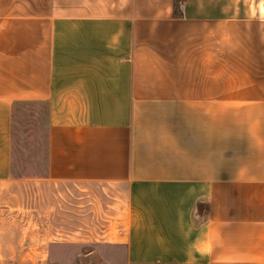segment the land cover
<instances>
[{
    "label": "crops",
    "instance_id": "obj_1",
    "mask_svg": "<svg viewBox=\"0 0 264 264\" xmlns=\"http://www.w3.org/2000/svg\"><path fill=\"white\" fill-rule=\"evenodd\" d=\"M20 1L0 2L19 26L0 102L44 118L37 179L101 189L96 241L128 264H264V0H183L182 17L173 0Z\"/></svg>",
    "mask_w": 264,
    "mask_h": 264
},
{
    "label": "rangeland",
    "instance_id": "obj_2",
    "mask_svg": "<svg viewBox=\"0 0 264 264\" xmlns=\"http://www.w3.org/2000/svg\"><path fill=\"white\" fill-rule=\"evenodd\" d=\"M13 1L6 8L23 13L21 1ZM7 12L0 8V63L9 54V30L19 29L2 23ZM28 111L35 113L18 104L11 118L0 102V264H128L122 246L96 241L106 238L103 231L111 219L101 189L90 192L85 186L37 179L36 155L42 150L36 144L43 139L37 129L44 118Z\"/></svg>",
    "mask_w": 264,
    "mask_h": 264
},
{
    "label": "trees",
    "instance_id": "obj_3",
    "mask_svg": "<svg viewBox=\"0 0 264 264\" xmlns=\"http://www.w3.org/2000/svg\"><path fill=\"white\" fill-rule=\"evenodd\" d=\"M183 0H173V14L176 17H182L181 3Z\"/></svg>",
    "mask_w": 264,
    "mask_h": 264
}]
</instances>
